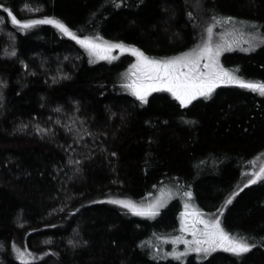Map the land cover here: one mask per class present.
<instances>
[{
  "label": "trees",
  "instance_id": "trees-1",
  "mask_svg": "<svg viewBox=\"0 0 264 264\" xmlns=\"http://www.w3.org/2000/svg\"><path fill=\"white\" fill-rule=\"evenodd\" d=\"M0 3V264H22L17 247L36 257L30 264H264V180L225 203L264 152V96L219 85L185 106L166 91L142 103L124 87L128 55L93 60L54 25L21 31L6 11L19 19L53 17L77 35L99 34L167 58L199 41L188 0ZM202 4L206 17L254 22L219 24L254 33L256 45L223 51L220 62L264 81V0ZM170 179L255 247L239 256L217 249L200 260L159 258L152 238L176 233L184 197L153 219L110 198L141 201Z\"/></svg>",
  "mask_w": 264,
  "mask_h": 264
},
{
  "label": "snow or ice",
  "instance_id": "snow-or-ice-1",
  "mask_svg": "<svg viewBox=\"0 0 264 264\" xmlns=\"http://www.w3.org/2000/svg\"><path fill=\"white\" fill-rule=\"evenodd\" d=\"M25 8L30 11H38V9H32L29 5H25ZM0 9H5V4L0 3ZM6 11L11 23L21 31H27L41 24L54 25L62 33L83 46L89 56L96 59L116 60L118 56L113 55L114 49H119L120 53L131 52L136 60L130 65L128 71L123 74L124 87L130 90L142 103L148 102V96L151 93L166 91L181 106H185L191 104L197 97L209 98L219 85H236L264 96V81L245 79L237 75L236 70H230L220 62L222 52L231 49L233 46L239 47V41H243L245 34L243 32L235 33V30H233L232 38H229V33L225 32L221 33L222 40L220 42H213L214 28L218 24L223 25L227 22L243 25L247 23L249 26L255 27L254 22H236L233 17L213 16L206 27L207 37L202 40V43L176 56L156 58L146 55L145 52L135 46H129L123 42L107 41L99 34L95 36L77 35L67 24L53 17L19 19L11 9H6ZM0 23H3V21L0 20ZM248 35L249 39L245 42L249 44V48H245V51L256 46L253 43L255 37L251 33ZM260 39L264 41V34L260 35ZM11 55H15V52L13 51ZM3 84L4 82L0 81V85ZM43 131L48 130L44 129ZM261 180H264V165H261L258 171L252 172L247 183L254 184ZM174 194L182 195L186 199L184 201V211L180 213L181 235L159 237L165 242L171 240L173 250L166 253L167 256L183 259L189 253L208 255L217 249L239 256L255 247L254 244L249 242V238L229 232L224 227L219 215H206L202 209L193 206L189 202L193 197L191 190L173 193L171 189L165 190L162 188L159 196L148 203H137L131 199L119 198H110V202L122 205L135 215L154 218L159 213L160 208ZM236 194V192H232L225 203H231ZM189 234L191 239L187 238ZM70 243L72 242L70 241ZM179 243H183L185 246L182 252L175 248V245ZM16 252L18 258L22 260V264H30V261L23 259L26 255L24 250L17 247ZM27 255L32 260L36 259L30 252Z\"/></svg>",
  "mask_w": 264,
  "mask_h": 264
},
{
  "label": "rangeland",
  "instance_id": "rangeland-1",
  "mask_svg": "<svg viewBox=\"0 0 264 264\" xmlns=\"http://www.w3.org/2000/svg\"><path fill=\"white\" fill-rule=\"evenodd\" d=\"M190 3H191V7H192V9H195L194 10V13H195V18H196V22H197V24H196V28H198L199 29V41L197 42V44H195V46L194 47H196L198 44H200V43H202V40L203 39H206V37H207V33H206V27H207V25L211 22V18L212 17H210V16H208V17H206V15L204 14V9L202 8V6H203V1L204 0H188ZM228 27V26H227ZM233 30H235V33H240V32H243L245 35H244V39H243V41H239L240 42V46L239 47H235V46H233L232 48H239V49H245V48H248V46H249V44L248 43H246L245 41H247L248 39H249V33L250 32H248V30H246V31H244V30H240V29H238V28H232V29H229V28H226V27H221L219 24L218 25H216V27L214 28V36H213V42L215 43V42H220L221 40H222V37H221V33H225V32H227V33H229V38H232V36H233ZM252 34V36L254 35V33H251ZM254 37V36H253ZM237 39H238V37H236ZM254 42V41H253ZM231 48V49H232ZM86 50V49H85ZM230 50V49H229ZM87 51V50H86ZM189 51V50H188ZM226 51V50H225ZM88 53V52H87ZM124 54H126V55H128L129 57H130V63L128 64V67H127V69H126V71H125V73L128 71V69H129V67H130V65L131 64H133L134 62H135V60H136V57L134 56V55H132V53L131 52H124V53H120V50L119 49H114L113 50V55H117V56H120V55H124ZM91 57V56H90ZM93 60H101V59H96L95 57H91ZM119 58V57H118ZM108 61V60H107ZM113 62V61H112ZM261 165H264V152H263V154H261V155H259L257 158H255L252 162H251V164H250V167H249V169H247V170H244V176H243V178H242V180H241V182H240V184H239V186L237 187V189L235 190V192L237 193V192H239L246 184H248L247 183V181H248V179H250L251 178V174H252V172L253 171H258L259 170V167L261 166ZM165 189V190H168V189H171V191L173 192V193H176L177 191H182V189H181V187H180V185H179V183L177 182V181H173L172 179H170V180H166V181H164L162 184H161V186H159L158 188H157V190L155 189L153 192H152V194L150 195V196H146V197H148V198H144V200H141V201H137V203H148V202H150V201H152V200H155L158 196H159V194H160V190L161 189ZM182 193V192H181ZM175 197H179V198H182L183 199V196L182 195H173L170 199H168V201H167V203L172 199V198H175ZM185 197H184V199L183 200H181V209H180V213L182 212V211H184V201H185ZM193 206H195L194 205V203H192L191 202V200L189 201ZM196 207V206H195ZM162 208V207H161ZM160 208V209H161ZM206 214V213H205ZM206 215H210V216H217V215H219V214H216V213H214V214H206ZM220 216V215H219ZM144 218H148V217H144ZM148 219H153V218H148ZM178 235H181V233H180V218H179V225H178V227H177V231H176V233L174 234V235H172V236H178ZM172 236H170V237H172ZM158 239V242L160 243V244H157L156 246H155V250L156 251H158V257L159 258H170V259H174V260H178V261H181V262H183L185 259H186V257L188 256V255H190V254H193L197 259H202V258H204L206 255H204V254H197V253H189L187 256H185L183 259H176V258H174V257H172V256H167L166 255V253H168V252H171L172 250H173V245H172V243H171V240L169 239L167 242H165V241H163V240H161V239H159V237H154V238H152V242L153 243H156L155 242V239ZM187 238L188 239H191V236H190V234L187 236ZM184 245H183V243H179V244H177V245H175V248L176 249H178L179 251H183L184 250ZM222 250V249H221ZM25 253H26V255L24 256V260H26V261H31L32 259H31V257H29L28 255H27V253H28V251H25ZM15 255H16V257H17V259H18V261H21L22 262V260L20 259V258H18V254H17V252L15 251Z\"/></svg>",
  "mask_w": 264,
  "mask_h": 264
}]
</instances>
